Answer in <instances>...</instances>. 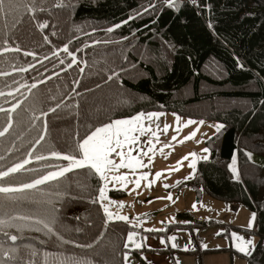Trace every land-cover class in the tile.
<instances>
[{
  "label": "trees",
  "instance_id": "trees-1",
  "mask_svg": "<svg viewBox=\"0 0 264 264\" xmlns=\"http://www.w3.org/2000/svg\"><path fill=\"white\" fill-rule=\"evenodd\" d=\"M57 2L15 0L9 14H0V73H9L0 75V106L20 105L0 113V130L9 116L12 123L0 137V171L31 159L0 186L30 183L67 165L51 153L79 156L76 144L116 119L169 111L218 122L224 127L206 141L210 157L176 188H191L198 202L207 195L255 213L257 240L248 255L232 246L210 251L264 264V170L251 158H264V0L182 1L175 8L167 0H63L64 7H55ZM42 23L48 27L39 28ZM15 48L20 51L7 50ZM208 67L223 75L209 76ZM203 85L210 89L202 91ZM40 154L49 159L35 160ZM236 154L238 179L230 168ZM101 187L99 176L85 168L37 189L0 195V264H125L126 238L136 228L108 221L101 203L92 202ZM206 224L174 223L157 234L167 240L172 230L188 227L196 236Z\"/></svg>",
  "mask_w": 264,
  "mask_h": 264
},
{
  "label": "rangeland",
  "instance_id": "rangeland-1",
  "mask_svg": "<svg viewBox=\"0 0 264 264\" xmlns=\"http://www.w3.org/2000/svg\"><path fill=\"white\" fill-rule=\"evenodd\" d=\"M182 1H194V0H179L177 6ZM207 73L209 76L216 74L218 71L213 70V73H210L209 67L207 69ZM219 73V72H218ZM221 76L223 74L219 73ZM209 86L203 85L202 91L209 90ZM182 94V93H181ZM187 97H190V91L186 90L184 93ZM195 112V111H194ZM143 113H159L161 114L159 116V119H153L152 121H145L147 126H150L153 132H157L160 136L159 142H156L153 139V136L151 133H134L137 137V143L132 145V156L138 157L141 159L144 163V167L137 168L134 172L129 170L128 168H121L117 171L108 173L109 176H119V175H125L127 176V186L125 187L121 183H110L107 181L102 180V187L107 184V191L106 196L109 200L113 201L112 204H108V200L103 201L102 203L105 205H108L109 212L113 214L114 217L119 216H127L129 221V224L133 227H135V231H132L131 233H134V238L131 245H141L139 248H127L126 255L128 256V260L126 264H136L137 261L140 263L141 260L138 257L141 250L144 246V240H146L149 237H157L158 234L161 232L158 228V226L155 225H149L151 222H147L148 219H160L161 217H164L163 213L160 212V209L162 206L169 204V216L166 217L167 225L174 224V223H184L182 221H179L177 219L178 214V208L179 206L183 205V195L184 191H177V190H170L172 186H175L184 180H187L189 178H193L197 173V168L199 161L206 160L204 157H207V159L210 157V150L209 152H204L203 149L207 148L206 141L213 136L217 131L215 126L216 125H222L218 122H207V120H198V119H192L190 117H185L183 115H180L175 112H169V111H150V112H143ZM134 117V116H132ZM177 117H179V126L182 128V130L177 133L175 129L178 126L177 123ZM128 118H122V119H116V120H125ZM114 120V121H116ZM195 121L196 123H193L189 125L188 127H183V125L186 124L187 121ZM113 121V122H114ZM203 121L201 124L200 122ZM112 123V122H111ZM157 125H159V130L157 129ZM164 125H169V130L165 134L162 129ZM196 132L195 138L191 140H187L184 143H180V141H184V138L188 136L192 132ZM177 137L176 140H173V137ZM152 140L153 144L155 145V151L150 152L148 156L140 155L137 151L140 148H143L147 150L149 148V145L147 141ZM171 144L170 147L167 145ZM161 149L163 151H161ZM120 149H117L119 151ZM128 146H125L124 151L125 153L128 152ZM196 153V164L195 168L192 169L189 167V164L192 162L191 158L188 160H184L182 165H178L177 162L181 160V158L187 156L189 153ZM149 156L152 158L151 161H149ZM115 160L117 164L120 163V158L115 155V153L112 154L110 157ZM236 163L233 165V160L230 163V168L232 170L233 167H235L239 173L238 168V159L237 154L234 156ZM251 158L254 162L260 164L264 170V158L256 156L254 154L251 155ZM175 168H179L178 171L173 170ZM57 169H54L52 171H56ZM51 172V171H50ZM48 173V172H47ZM45 173V174H47ZM156 173H164L158 180L156 179ZM191 174V175H190ZM44 175V174H43ZM141 175H146L148 177L147 180H143L140 183V186L137 188L134 181ZM39 178V177H38ZM187 178V179H186ZM152 182V186L148 187L147 185L149 182ZM165 185H168L166 188ZM190 192L193 190L190 189ZM113 193H116L115 195ZM171 195L172 200H168L166 198L161 199L162 197H167ZM140 198H145L144 205L142 207H139V203L135 200ZM207 199H210L211 205L208 208L211 214H215L220 219L223 220V222H227L229 224H232L234 220L238 217L239 220L242 221L244 224V228L246 229V233L249 237H255L256 235L253 233L255 223L251 229L248 227L249 220L253 214L252 211L248 210L244 206H240L239 210L237 212L233 211L232 207L229 204H226L222 201L215 200L209 196H206ZM101 203V202H100ZM120 205H123V207H120ZM256 216V215H255ZM108 218V217H107ZM216 217H211L207 219L209 222L211 220H217ZM123 221L118 218H114L108 221ZM126 222V221H124ZM256 222V219H255ZM211 223V222H210ZM145 224V228H141V226ZM164 225L162 227V232H164L167 229V225ZM211 231V236L206 239L205 242H210L211 244H218L219 248L217 249H224L229 248L232 246L237 250L236 244L238 242H234L233 240V234H235L238 237H242V232L237 231L234 229H230L228 233H226L227 229L225 226L221 224L213 223L211 224V227L208 228ZM159 231V232H158ZM155 232V233H154ZM173 232L176 233L175 241L181 245L184 248H187V244L190 241L192 243L197 242L195 241L191 235V231L184 227H178ZM200 232V230L196 231V235ZM196 237V236H195ZM161 238H164L163 235H161ZM199 242V239H198ZM224 244V245H222ZM213 249H205L202 250L204 257L208 258L211 254V251ZM210 253V254H209ZM226 255V254H225ZM227 255L232 258V264L234 260V264H247L246 258L239 254L232 255L230 252H227ZM213 263V262H212Z\"/></svg>",
  "mask_w": 264,
  "mask_h": 264
},
{
  "label": "snow or ice",
  "instance_id": "snow-or-ice-1",
  "mask_svg": "<svg viewBox=\"0 0 264 264\" xmlns=\"http://www.w3.org/2000/svg\"><path fill=\"white\" fill-rule=\"evenodd\" d=\"M179 0H167V5L168 7H173L175 8L178 4ZM15 0H0V14L7 15L9 14L13 8H14ZM27 6V5H26ZM55 7H64L63 0H59V2L55 3ZM29 11L33 12V15L35 13V8L29 9ZM39 28L43 29L48 27L46 23H42L38 25ZM119 27V25H117ZM113 29H108V31H112ZM8 51H17L19 52V48L15 49H7ZM63 51L67 53L71 58L72 61H75V57L72 55V53L69 52L68 48L65 46L63 48ZM25 56L33 55V53L29 52H24L23 53ZM56 54V53H54ZM63 63V61H61ZM71 66V65H70ZM21 72L28 71L27 68H20L18 69ZM9 73H0V75H8ZM37 87L36 84H32L31 88ZM16 91H19V88L16 89ZM5 92L0 91V96H4ZM8 96H12V92L7 93ZM19 104L14 105L10 109H5L4 107L0 106V113H13L16 112L17 108H19ZM60 105L57 104L56 107L52 108L51 111L55 112L56 109ZM47 115V113H45ZM161 114L159 113H137L134 117H131L129 119L125 120H116L112 123L106 124L104 126L95 128L92 132H90L86 137L82 138L77 144H76V150L79 152V156L74 155V154H61L60 152H52L51 153V158L55 159H60L67 161V165L63 167L57 166L56 171H51L48 172L47 174L41 175L39 178L33 180L30 183H23L19 184L18 186H0V195L4 197H8L9 194L11 193H18V192H25L28 190H33L37 189L38 186L44 185L46 183L55 181L63 176H65L67 173L72 172L77 169H89L90 171L94 172V174H97L99 178L103 181H107L110 183H121L125 187L127 186V176L125 175H119V176H109L108 173L117 171L121 168H128L131 171H135L137 168H142L144 167V163L141 159L138 157H133L132 156V145L137 143V137L134 135V133H151L153 136V139L156 142H159L160 136L157 132H153L150 126H147L145 121H152L153 119L158 120L159 116ZM177 123L178 126L175 129L177 133H179L182 128L179 126V117H177ZM196 123L195 121H187L183 127H188L189 125ZM201 124L203 121L200 122ZM12 127L11 123V116L8 118V122L6 126L0 130V137H4L6 133H8L9 129ZM223 125H216V131L219 133L221 129L223 128ZM157 129L159 130V125H157ZM169 130V125H164L162 131L166 134ZM43 133L46 134L47 132V122H44L43 125ZM44 134H42L39 139L36 140V144L39 145L42 140H44ZM196 135V132L190 133L188 136L184 138V141H180V143H184L187 140L194 139ZM177 137H173V140H176ZM149 148L147 150L140 148L137 151L139 152L140 155L143 156H148L150 152L155 151V145L153 144L152 140L147 141ZM125 146H128V152L125 153L124 148ZM168 147L171 146V144L167 145ZM117 149H120L117 151ZM36 151V148L33 147L28 153L27 156L29 158H32L34 153ZM161 151H163L161 149ZM204 152H209V149L205 148L203 149ZM115 153L116 156L120 158V163L117 164L114 159L110 158L112 154ZM191 158L192 162L189 164V167L194 169L195 164H196V153H189L187 156L181 158L177 162L178 165H182L184 160H188ZM4 157L0 156V160H3ZM34 159L37 161H42L49 159L48 156L44 154L40 155H35ZM151 157L149 156V161H151ZM204 159H207V157H204ZM31 163V159H24L22 162L15 164L14 166L7 168V170L0 171V181H5L7 178L14 176L16 173H19L21 170L25 169V166L27 164ZM236 163L235 158L233 159V165ZM173 170L178 171L179 168H175ZM232 171L234 175L237 177L239 176V173L235 167L232 168ZM164 173H156V179L158 180ZM191 175V174H190ZM148 177L146 175H141L139 176L135 181V185L138 188L140 186L141 181L147 180ZM187 179V178H186ZM148 187L152 186V182L150 181L149 184L147 185ZM167 188L168 185H165ZM99 195L94 199L92 202L97 203L101 202V206L103 207V211L105 215L108 217L109 220L118 218L123 221H127L128 217L127 216H119V217H114L113 214L109 212L108 205L103 204L102 202L105 200H108V204H112L113 201L109 200L108 197L106 196V191H107V184H105L103 187H101L99 190ZM168 199L172 200V196L169 195L167 197H162L161 199ZM120 207H123V205H120ZM195 207V205H193ZM255 213L252 214L248 227L251 229L255 223ZM0 223H4V221H0ZM36 223H41V221L37 220ZM49 232L53 233L54 235L56 234L53 230L52 227H50L47 223L44 225ZM5 235H8L5 233ZM58 239H63L62 237H57ZM134 238V233H130L128 235V242L131 243L133 242ZM11 241L15 242L17 240V237L15 235L10 236ZM173 241L172 247H176L175 244V237L171 238ZM233 240L234 242H238L236 244L237 251L248 255L251 246H252V241L251 240H245L243 237H238L235 234H233ZM65 243H69L68 241H64ZM77 247H91V244L89 245H76ZM128 245L126 244L125 247ZM139 247V245H137ZM205 248H207V245H204ZM185 251L188 249L185 248ZM125 261L127 262L128 256L125 255L124 257ZM75 264H80V262H75Z\"/></svg>",
  "mask_w": 264,
  "mask_h": 264
},
{
  "label": "crops",
  "instance_id": "crops-1",
  "mask_svg": "<svg viewBox=\"0 0 264 264\" xmlns=\"http://www.w3.org/2000/svg\"><path fill=\"white\" fill-rule=\"evenodd\" d=\"M190 189L191 188H184L182 190H179L175 186H172L170 188V190L184 191L183 205L179 206V208H178L179 212L177 214V219H179V221L184 222V223H182L183 225L193 224L195 222H201L203 224L206 222H208V223L211 222L210 227H211V224H213V223H216V225L222 223V225L225 226L227 229H231L230 228L231 226L232 227L234 226L233 227L234 230H237V231H240V229H245L243 227L244 224L242 223L241 220H239L238 217L234 220V222H232V224H229L227 222H223V220L220 219L215 214H211L209 209H208L211 205V201H210V199H207V197H206L207 195H204L202 200L200 202H198L196 199V193L194 191L190 192L189 191ZM135 201L139 203V207H142L145 204L144 203L145 198L138 197ZM193 205H195V207H193ZM229 205L232 207L233 211H235V212H237L240 208L239 205H231V204H229ZM169 206H170L169 204H166V205L162 206L160 209V212H162L164 214L163 215L164 217L160 216V219H155V218L154 219H148L147 222H151V224H149V225L154 226L156 223V225L158 226L159 229H161L160 231L162 232V227L167 223L166 217H168L170 214L169 213ZM180 213H189L190 216L181 218L179 216ZM211 217H216L218 219L217 220H211L209 222L207 219H209ZM127 222H129V221H127ZM210 227H208V228H210ZM141 228H145V224H143L141 226ZM184 228L189 229L188 227H184ZM208 228L203 227L202 229H199L200 232H198V234L196 235V239H194L195 236L191 232L193 239L195 241L197 240V242H196V244L192 243V241H190V239H189V243L187 244L186 247L188 249L187 251L192 252V254H186V253L179 252V251H182V252H186V251L184 250L185 248L181 246L182 244L179 245L176 241H174L176 244V247L175 248L172 247L173 241L171 238L176 235V233L173 232L175 229L172 230V232L170 233L167 240L165 238H161V234H158L157 237H149L146 240H144V246H143L144 250H141L140 254L138 255V257L140 258L142 263L137 261L136 264H200V257L201 256H202V263L203 264H232V258L227 255L228 251L211 252V254L209 253L210 255L208 258L204 257L207 254L203 255L202 250H205V249L215 250V249L221 247L218 244H211L210 242H205L206 239H208L211 236V231ZM241 234L245 240H251L252 241V246H251V250H252L255 243H256L257 237L256 238L255 237H249L248 235H244L243 233H241ZM198 239H199V242H198ZM126 244L130 248L141 247V245H139V247H137V245H132V246L130 245L129 246L130 243L128 242V236L126 238ZM131 244H132V242H131ZM204 245H207V248H205ZM222 245H224V244H222ZM171 248L175 249L178 252H171L170 251ZM233 264H234V260H233Z\"/></svg>",
  "mask_w": 264,
  "mask_h": 264
},
{
  "label": "built area",
  "instance_id": "built-area-1",
  "mask_svg": "<svg viewBox=\"0 0 264 264\" xmlns=\"http://www.w3.org/2000/svg\"><path fill=\"white\" fill-rule=\"evenodd\" d=\"M206 226L208 227L209 225H208V224H206Z\"/></svg>",
  "mask_w": 264,
  "mask_h": 264
}]
</instances>
